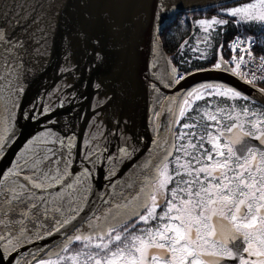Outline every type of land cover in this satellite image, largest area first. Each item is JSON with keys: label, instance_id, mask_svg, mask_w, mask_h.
I'll return each mask as SVG.
<instances>
[{"label": "snow or ice", "instance_id": "6c2138e0", "mask_svg": "<svg viewBox=\"0 0 264 264\" xmlns=\"http://www.w3.org/2000/svg\"><path fill=\"white\" fill-rule=\"evenodd\" d=\"M0 154V264H264V0H0Z\"/></svg>", "mask_w": 264, "mask_h": 264}, {"label": "water", "instance_id": "95a60500", "mask_svg": "<svg viewBox=\"0 0 264 264\" xmlns=\"http://www.w3.org/2000/svg\"><path fill=\"white\" fill-rule=\"evenodd\" d=\"M211 0H193V3H196V4H207V3H210ZM166 55V53H165ZM197 79H199V77H197ZM75 145H76V138L75 136L72 137L71 141L69 143H66L65 146L66 147H69V150H70V153H71V159L74 158V162L73 163H78L80 168L82 169V172L85 170L84 168V165L85 164H96L98 163L99 161H89L87 159V156L86 154L82 153V159L77 161V158L75 156V153L73 152V149L75 148ZM0 156H2V154H0ZM81 172V173H82ZM79 215V213L77 212L75 216H72L71 218H69L68 220H66L64 222L65 225H71L73 223V221L76 220L77 216Z\"/></svg>", "mask_w": 264, "mask_h": 264}, {"label": "trees", "instance_id": "16d2710c", "mask_svg": "<svg viewBox=\"0 0 264 264\" xmlns=\"http://www.w3.org/2000/svg\"><path fill=\"white\" fill-rule=\"evenodd\" d=\"M183 38H187V35L185 34ZM181 39L182 38L179 33L171 38V42H169V38L167 36L165 37V42L167 43V47L165 48V51L169 57L174 55L176 47L181 42Z\"/></svg>", "mask_w": 264, "mask_h": 264}, {"label": "flooded vegetation", "instance_id": "af4514ba", "mask_svg": "<svg viewBox=\"0 0 264 264\" xmlns=\"http://www.w3.org/2000/svg\"><path fill=\"white\" fill-rule=\"evenodd\" d=\"M65 148H67V160H66V163L69 164L71 163V158H70V150H69V147H66L64 145ZM69 215V213H61V219L64 220L67 218V216ZM76 237L74 236L73 239H75ZM72 252L76 253V252H79V249H72Z\"/></svg>", "mask_w": 264, "mask_h": 264}]
</instances>
